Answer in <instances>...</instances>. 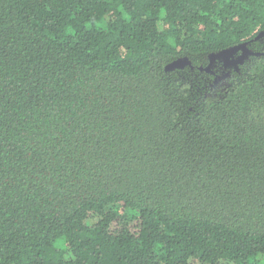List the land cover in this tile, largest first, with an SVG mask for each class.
<instances>
[{
	"label": "trees",
	"instance_id": "trees-1",
	"mask_svg": "<svg viewBox=\"0 0 264 264\" xmlns=\"http://www.w3.org/2000/svg\"><path fill=\"white\" fill-rule=\"evenodd\" d=\"M262 29L264 0H0V264H264V54L199 69Z\"/></svg>",
	"mask_w": 264,
	"mask_h": 264
},
{
	"label": "water",
	"instance_id": "water-1",
	"mask_svg": "<svg viewBox=\"0 0 264 264\" xmlns=\"http://www.w3.org/2000/svg\"><path fill=\"white\" fill-rule=\"evenodd\" d=\"M260 37H264V29L260 30L258 34L254 37V39H258ZM248 43L249 41H243L239 44L224 48L217 52L210 53L208 56V64L205 67L199 66V69H204L213 73L211 68L215 65V62L220 61L223 63L224 68L234 66L235 69L238 70L239 66L243 64V62L249 56H258L264 54L263 52L254 51L249 48ZM238 52L240 53L238 54ZM185 66H190V68H193L191 61L186 56L176 58L173 61L167 63L165 66V70H173L175 68H183ZM226 74H223V76H226Z\"/></svg>",
	"mask_w": 264,
	"mask_h": 264
},
{
	"label": "flooded vegetation",
	"instance_id": "flooded-vegetation-1",
	"mask_svg": "<svg viewBox=\"0 0 264 264\" xmlns=\"http://www.w3.org/2000/svg\"><path fill=\"white\" fill-rule=\"evenodd\" d=\"M248 46H249V43H248ZM250 48V47H249ZM240 52H238V54H239ZM222 63V62H221ZM223 64V63H222ZM231 68H234L235 69V67L234 66H231V67H229V68H224V66H223V71H229ZM236 70V69H235Z\"/></svg>",
	"mask_w": 264,
	"mask_h": 264
}]
</instances>
